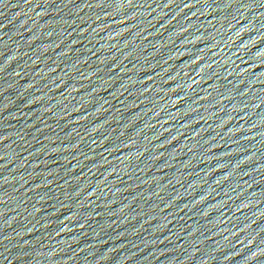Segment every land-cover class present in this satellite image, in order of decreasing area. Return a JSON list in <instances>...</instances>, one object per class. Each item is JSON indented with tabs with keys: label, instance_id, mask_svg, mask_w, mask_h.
Listing matches in <instances>:
<instances>
[{
	"label": "water",
	"instance_id": "obj_1",
	"mask_svg": "<svg viewBox=\"0 0 264 264\" xmlns=\"http://www.w3.org/2000/svg\"><path fill=\"white\" fill-rule=\"evenodd\" d=\"M0 69V264H264V0H3Z\"/></svg>",
	"mask_w": 264,
	"mask_h": 264
},
{
	"label": "snow or ice",
	"instance_id": "obj_2",
	"mask_svg": "<svg viewBox=\"0 0 264 264\" xmlns=\"http://www.w3.org/2000/svg\"><path fill=\"white\" fill-rule=\"evenodd\" d=\"M26 2H27V0H26ZM129 2H130V0H129ZM169 2H171V0H169ZM3 3V0H0V4H2ZM185 7H188V5H185ZM0 70H2V69H0ZM256 254L254 253L253 254V256H255Z\"/></svg>",
	"mask_w": 264,
	"mask_h": 264
}]
</instances>
